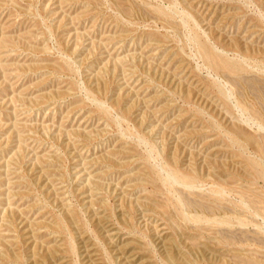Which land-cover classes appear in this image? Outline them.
Here are the masks:
<instances>
[{"label": "rangeland", "instance_id": "obj_1", "mask_svg": "<svg viewBox=\"0 0 264 264\" xmlns=\"http://www.w3.org/2000/svg\"><path fill=\"white\" fill-rule=\"evenodd\" d=\"M0 264H264V0H0Z\"/></svg>", "mask_w": 264, "mask_h": 264}, {"label": "bare ground", "instance_id": "obj_2", "mask_svg": "<svg viewBox=\"0 0 264 264\" xmlns=\"http://www.w3.org/2000/svg\"><path fill=\"white\" fill-rule=\"evenodd\" d=\"M209 56L211 57V53H209ZM214 61H216V63L219 65H223V66H225V67H228L229 69H231V68H234V67H231V66H229V65H227V64H225V63H223V62H221V61H218V60H214ZM210 64V63H209ZM220 68V67H219ZM231 71H233V70H231ZM234 72V71H233ZM250 84H252L253 86H254V83H250ZM251 163V162H250ZM253 164V163H252Z\"/></svg>", "mask_w": 264, "mask_h": 264}]
</instances>
